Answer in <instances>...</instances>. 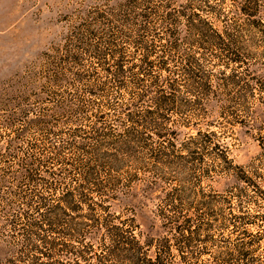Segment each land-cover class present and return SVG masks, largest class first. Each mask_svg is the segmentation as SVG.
Returning a JSON list of instances; mask_svg holds the SVG:
<instances>
[{"label":"rangeland","instance_id":"1","mask_svg":"<svg viewBox=\"0 0 264 264\" xmlns=\"http://www.w3.org/2000/svg\"><path fill=\"white\" fill-rule=\"evenodd\" d=\"M251 20L264 27V0H0V264H71L61 202L97 190L168 240L167 264H264V33ZM202 21L237 41V63L203 46ZM40 204L56 212L29 243L50 258L20 229ZM85 208L72 220L87 224ZM103 249L75 264H120Z\"/></svg>","mask_w":264,"mask_h":264},{"label":"trees","instance_id":"2","mask_svg":"<svg viewBox=\"0 0 264 264\" xmlns=\"http://www.w3.org/2000/svg\"><path fill=\"white\" fill-rule=\"evenodd\" d=\"M249 10L250 9H246L245 12L250 13L248 14L250 17H254L255 14H252L253 12H249ZM197 18L200 19L199 17ZM251 21H253L250 23L251 29L264 33V27L260 22L255 20ZM199 24L204 28L202 32L198 31L194 25H190V27L201 37L200 39L203 46L204 44L212 43L213 46H220L221 51L228 55V63H237L239 59L237 55V49H240L238 47L236 49L237 41L232 40L231 43L234 44V48L230 50L228 45L224 44L227 39L226 33H215L211 28H209L205 21H202ZM238 181L245 183L246 185L253 186L250 178L246 177L244 174L238 178ZM70 194L71 193L69 192L64 194V200L61 202V213L66 215L68 218L65 221L66 226L69 225V223H73L76 228L77 236H75L74 240L79 244V248L68 250L69 254H73L70 262L71 264L77 263L76 261L78 259H82L83 261L87 262L89 260V254L93 251L96 244H98L99 247L104 248V254L112 256L120 264H167L166 258L173 257V254L171 253L172 245L167 243L168 240H160L159 237L153 238L151 235V233L153 234L154 231L151 229L152 227H150V230H147V228L146 230L141 231L139 225L134 222L133 211H129L131 214L125 218H121L120 216L110 212L111 206H113V203L116 202V199L113 198V195L108 197L106 192L97 190L93 195L97 201H92L93 197L91 198L89 196L91 193L85 194L80 192L77 197V202L75 201L76 203H74L72 201L70 202L72 197ZM87 200L90 201V205L86 204ZM84 205L86 207L85 214L88 216L85 218L84 222L87 224L76 222L75 220L73 221V218L70 216L71 214L68 211L79 213L82 211L81 208L84 207ZM93 208H97L96 210L101 211V214L103 215L101 219H97L93 216ZM54 210L55 208L47 207L45 204H40V206H37L36 210L34 211L40 219L35 220L32 217L28 219L26 223L24 222L21 224L20 229L25 242L24 249L29 250V248H32L34 253H40V256L47 258L49 257V248L51 246H45V248L39 249L37 246L29 243V240L33 236L32 234L35 235L36 229L41 230L44 225L50 224L49 222L51 221V216L56 212ZM77 219H79V217H77ZM183 223L187 225L188 219L184 220ZM187 227H184V230H187ZM182 228L183 227L179 225L176 226L174 230L177 231ZM187 239V237L180 238L179 241L181 244L177 243L178 246L174 248L176 251H178L179 248L182 249L179 250L180 252L178 253L179 259L182 260V263L184 259L183 252L186 250L185 243L187 242ZM37 240L43 242L44 244L51 245V242L48 241V238L46 239L44 237H38ZM151 247H153L154 250L151 251V254H148L147 252L150 251ZM100 257H103V254ZM37 259V256L33 257L30 261L31 264H43L42 262H38ZM94 259L95 261L97 260L101 263V260L98 257H95ZM9 263H12V261Z\"/></svg>","mask_w":264,"mask_h":264}]
</instances>
